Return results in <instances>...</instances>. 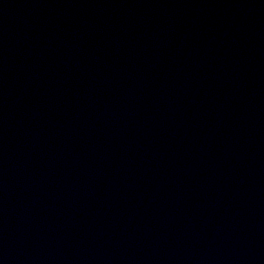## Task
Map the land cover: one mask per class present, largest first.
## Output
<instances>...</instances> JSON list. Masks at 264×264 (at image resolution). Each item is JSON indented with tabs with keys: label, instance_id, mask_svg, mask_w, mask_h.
<instances>
[{
	"label": "water",
	"instance_id": "obj_1",
	"mask_svg": "<svg viewBox=\"0 0 264 264\" xmlns=\"http://www.w3.org/2000/svg\"><path fill=\"white\" fill-rule=\"evenodd\" d=\"M0 264H264V0H0Z\"/></svg>",
	"mask_w": 264,
	"mask_h": 264
}]
</instances>
